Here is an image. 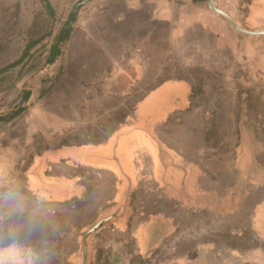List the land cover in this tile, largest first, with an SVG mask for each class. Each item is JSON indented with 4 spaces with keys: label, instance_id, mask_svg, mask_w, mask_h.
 <instances>
[{
    "label": "crops",
    "instance_id": "1",
    "mask_svg": "<svg viewBox=\"0 0 264 264\" xmlns=\"http://www.w3.org/2000/svg\"><path fill=\"white\" fill-rule=\"evenodd\" d=\"M103 2L93 12L89 7L88 13L98 14V19L86 20V27L71 21L75 8L68 15L75 68L61 74L67 81L66 96L53 101L47 118L43 102L31 105L24 117L33 139L48 126L43 137L60 142L35 153L28 167L18 169L29 197L53 206V264H264V138L254 127L263 123L264 114H251L249 101L254 94L262 98L264 92L244 84L250 77L264 76V35L238 31L210 8L209 0ZM215 4L239 27L264 31V0ZM107 6H112V14ZM56 25L57 21L52 38ZM94 31L97 41L92 39ZM64 47L59 59L49 67L43 62L38 71L59 72L67 65L70 49L65 53ZM171 54L181 62L179 71L166 73L163 65L157 72L161 79L154 84L153 62L169 61ZM212 76L228 80L225 87L237 102L238 116L230 118L238 139L236 148H229L231 166L227 150L223 160L217 157L211 115L196 100V89L203 92ZM166 83L185 87V103L153 124V142L177 160L180 178H187L191 191L184 187L183 198L165 193L163 179L156 175L154 148L144 145L142 163L135 155L133 159L129 154L127 163L100 153L118 130L140 116L136 112L151 92ZM95 92L104 93L106 98L99 99L113 109L129 94L128 114L118 110L103 123H85ZM39 119H45L44 128ZM81 121L87 126L74 136L73 125ZM3 169V183L16 180L8 175L11 168ZM235 169L240 176L236 187ZM40 181L48 185L41 187ZM7 251L27 261L20 264H39L29 242L0 245V253ZM58 251L66 255L58 257Z\"/></svg>",
    "mask_w": 264,
    "mask_h": 264
},
{
    "label": "rangeland",
    "instance_id": "2",
    "mask_svg": "<svg viewBox=\"0 0 264 264\" xmlns=\"http://www.w3.org/2000/svg\"><path fill=\"white\" fill-rule=\"evenodd\" d=\"M50 1L56 10V31L59 30L65 22H68V15L72 8H75L78 4L79 5L75 9L76 14L74 19L76 23L77 21H81L86 27V20L98 19V14L88 13L89 7H92L93 12L98 9L99 5H103L104 3L103 0ZM107 7H109L108 10L110 9V14H112V6ZM41 13L43 14L41 15ZM89 14L91 16H89ZM48 20V16L44 12V7L40 0H0V70L6 68L21 57L30 37L34 36V38H36L46 31ZM34 22H40V26L44 25L43 29L40 27L32 30L31 26ZM95 26L98 29L97 24H95ZM39 29L41 30L38 31ZM97 29H95L96 32H98ZM95 31L92 39L97 41L99 36L96 35ZM51 40H53L52 37L46 40L48 43L45 46L43 55L38 57L35 55L34 60L32 59L30 63L26 65V67H29L30 64H37L34 69L29 71L24 69L21 71V64H19L0 73V115L8 118V120L5 119L0 121V245L17 241L29 242L30 246H33L35 258L39 264H53V206L49 208L50 206H46L40 203V201L33 200L29 197L27 190H25L26 186L23 187L24 183L26 184L25 176L23 173L18 175V169L22 170L24 167H28L31 163L32 155L35 153L43 152V150L49 148L50 145L55 146L60 144L59 139L52 141L43 137V134H45L44 131L46 132V130H48V126L44 128L45 119H39L41 126L43 125L44 131H40V133H43L35 136L37 140L33 139L34 136L31 137V127H26L27 121L24 119L25 113L31 105H39L42 102L46 107L41 109L42 112L44 111L42 114L47 118V116L50 115L49 111L53 112V101H58L59 96H66L64 87L67 81L64 79L65 77L61 78V74L66 73V70L75 68L72 66L74 63L72 49L70 47L71 39L65 43V47L63 46L65 53L67 49H70L68 56L70 62L67 65L65 63V66H62L59 72L55 70L53 73V71L49 69L38 71L40 65L43 64L47 56V52L52 43ZM94 49H96V44H94ZM34 51L35 50H33V52ZM91 53L96 54V52L93 51H91ZM86 55L88 56L89 54L87 53ZM173 56L174 54L170 55L169 61L155 60L153 62L154 68L152 69V73L154 76V84L161 79L157 77V72L158 70L160 72L163 65H165L164 69H166V73L179 71V64H181V62ZM91 69H96V67ZM76 73H78V71H76ZM105 76L106 74L101 77V79H105ZM198 79L199 82L202 81V83L205 80V78L202 77ZM149 80L151 79L148 78V81ZM236 80V84L241 87L240 80L242 79L238 77ZM98 83L99 81L95 84ZM141 83L142 82L139 81L138 85ZM172 84L173 83H166L164 87L154 89L150 97L141 104L140 110H137L136 115L139 112L140 116L130 123V125L118 130L111 144L105 151H98L127 163L128 155L130 154L133 159L135 155V159L138 158L137 161L142 163L143 155L141 152L144 145L150 146L152 150L154 148L156 175L157 178L163 179L161 186L164 188L165 193L183 198L184 187L188 191H191L188 180L186 177L184 178V176L180 178L178 170L179 165L176 163L177 160L172 156L166 155L164 151L156 147L153 142L154 137L152 134V126L160 117L167 114L174 106L179 107L185 103V87L181 83V85ZM227 84H229L228 80L223 77H209L206 83L207 88H205L203 92H200L201 87L196 89V100L201 102L204 106V110L208 111L211 115L210 123L213 130L211 131L213 134V136H211V141L215 140V144L218 145L217 157L223 160L224 156L222 157V154H225L227 150V164L231 166L229 148L231 144L235 147L238 139L236 138V126L231 125L230 118H237L238 108L237 102H234L235 97L233 93L228 91L225 87L228 86ZM244 84H246L245 86L249 84L251 88L254 86V88L264 92V76L250 77ZM53 87H55L54 90ZM28 91H30V98L25 99L24 97ZM99 95H103L104 98H106L104 93L98 94V92H95L91 94L90 99L93 105L89 108L90 114L89 117L86 118L85 123H89V121L90 123L98 121H102L103 123L106 118H113L114 113L117 114L118 110L128 114L130 106L129 100L131 99L129 98V94H126L125 97H121V103L118 109H113L112 106H107L108 108L104 107L102 104L103 100L99 99ZM259 97L260 95L257 94L252 95L251 98L249 97L251 104L250 113L253 115L257 114V116L264 114V94L262 98ZM120 106L123 107L120 108ZM21 107L23 108L19 111ZM15 113H18V115L13 116ZM261 119L263 123L254 127L256 134L260 133L261 137L264 138V118L261 117ZM227 120H229L230 123H228ZM83 126H87V124L83 125L82 121L73 125L74 136L78 132L81 133ZM90 126L92 125L90 124ZM134 148L135 151L132 152ZM129 159H131V157ZM262 160L264 161V158ZM129 163L130 165L132 164V162ZM3 168H6V170L11 168L12 171L8 175H10L11 180L13 178H16V180L4 181L3 183L1 180ZM129 171L134 172L135 168L131 166ZM21 176L23 177L22 183L17 180V178ZM239 177L235 169V187L240 184V182L238 183ZM46 183L45 181H40L37 184L43 187L48 185ZM252 193L253 191H251V194ZM53 196H58V193H56L54 189ZM252 198L253 200L256 199V195L251 197V199ZM238 217L239 215L235 216L234 222H236ZM42 240H45L48 245L41 243ZM47 247L48 249L52 248V251L47 250L46 252L45 249ZM41 250H43V256L40 255ZM57 255L62 258L66 255V251H58ZM19 257V254L14 251L0 253V264H20L27 262L23 256H21L23 260H20Z\"/></svg>",
    "mask_w": 264,
    "mask_h": 264
},
{
    "label": "trees",
    "instance_id": "3",
    "mask_svg": "<svg viewBox=\"0 0 264 264\" xmlns=\"http://www.w3.org/2000/svg\"><path fill=\"white\" fill-rule=\"evenodd\" d=\"M40 1L43 4L44 12L47 14L48 19H49L48 20L49 22L46 25V29H45L46 31L36 38H34V36L30 37L27 44H26L25 49L23 50L21 57L18 60H16L14 63L8 65L6 68L1 69L0 73L7 71L8 69L13 68L19 64H21V67H20L21 71L24 69L26 71L34 69V67H36L37 64H35V65L30 64L29 67H26V65L28 63H30V61L32 59L34 60L35 55H37V57L43 55L45 46L48 43V41L46 42V40L53 36L54 26H55V22L57 21V17H56L55 8H54V6L50 0H40ZM42 14L43 13H41V15ZM75 14H76V12L72 14V17H70L71 21H72V19L74 21ZM40 25H41L40 22H38V23L34 22L31 26V28H32V30H35L36 28H40V27L43 29L44 25H42V26H40ZM40 30L41 29H39L38 31H40ZM72 31H73V28L70 26V22L65 23L58 30L57 34H55V36L52 40L51 46H50V48L47 52V56L44 60L45 66L49 67V65H52L57 59H59L63 55L62 47L71 38ZM33 50H35V51L33 52ZM27 58H29V59H27ZM29 95H30V91L27 92V94L25 95L24 98L28 99ZM22 108L23 107H21V109L19 111H21ZM18 113H15L13 116H17ZM5 119L8 120L7 117L5 118L4 116L0 115V121H3Z\"/></svg>",
    "mask_w": 264,
    "mask_h": 264
},
{
    "label": "water",
    "instance_id": "4",
    "mask_svg": "<svg viewBox=\"0 0 264 264\" xmlns=\"http://www.w3.org/2000/svg\"><path fill=\"white\" fill-rule=\"evenodd\" d=\"M209 6L213 11H215L219 15L223 16L238 31L243 32V33H247V34H251V35H264L263 30L252 31V30H246V29L239 27L228 13H226L225 11H223L222 9H220L216 6L215 0H209ZM76 7H75V9H76Z\"/></svg>",
    "mask_w": 264,
    "mask_h": 264
}]
</instances>
